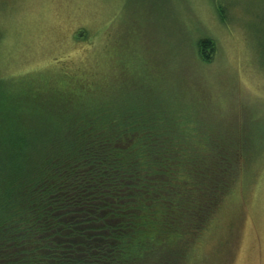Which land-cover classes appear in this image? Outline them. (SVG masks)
I'll return each instance as SVG.
<instances>
[{
    "label": "trees",
    "instance_id": "trees-1",
    "mask_svg": "<svg viewBox=\"0 0 264 264\" xmlns=\"http://www.w3.org/2000/svg\"><path fill=\"white\" fill-rule=\"evenodd\" d=\"M197 51L209 62L213 40ZM179 95L71 88L0 120V264H187L211 226L227 248L220 217L264 145Z\"/></svg>",
    "mask_w": 264,
    "mask_h": 264
},
{
    "label": "rangeland",
    "instance_id": "rangeland-1",
    "mask_svg": "<svg viewBox=\"0 0 264 264\" xmlns=\"http://www.w3.org/2000/svg\"><path fill=\"white\" fill-rule=\"evenodd\" d=\"M201 37L214 42L209 62ZM71 88L141 101L180 94L187 115L264 145V0H0V120L19 109L25 119ZM248 170L245 193L220 217L233 219L227 248L211 226L187 264H264V153Z\"/></svg>",
    "mask_w": 264,
    "mask_h": 264
}]
</instances>
